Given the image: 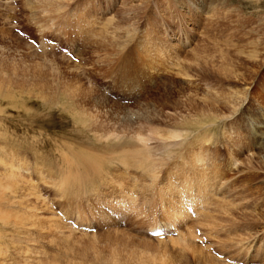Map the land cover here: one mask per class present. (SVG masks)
Wrapping results in <instances>:
<instances>
[{
    "label": "rangeland",
    "instance_id": "obj_1",
    "mask_svg": "<svg viewBox=\"0 0 264 264\" xmlns=\"http://www.w3.org/2000/svg\"><path fill=\"white\" fill-rule=\"evenodd\" d=\"M198 3L0 0V264H264V0Z\"/></svg>",
    "mask_w": 264,
    "mask_h": 264
},
{
    "label": "bare ground",
    "instance_id": "obj_2",
    "mask_svg": "<svg viewBox=\"0 0 264 264\" xmlns=\"http://www.w3.org/2000/svg\"><path fill=\"white\" fill-rule=\"evenodd\" d=\"M199 1V3L198 4H200V6H202L203 4H204V1L205 0H198ZM206 1H208V0H206ZM211 1V0H210ZM216 1V0H215ZM190 3V0H180V5L183 7V5H188ZM192 3V2H191ZM203 3V4H202ZM213 3V2H212ZM219 3V2H218ZM208 5V4H207ZM210 6H208V7H211L212 8V4L210 3L209 4ZM215 7V6H214ZM201 8V7H200ZM110 20V19H109ZM109 22V21H108ZM156 46V45H155ZM159 130V129H158ZM159 132H161V131H159ZM158 133V132H157ZM163 134V133H162ZM163 135H165V134H163ZM134 139H135V137H133ZM139 138V139H138ZM168 138H173V139H176L177 138V135H173V136H169V135H167V137L165 138V140L166 139H168ZM135 141L137 142L133 147H129L128 149H127V154L125 155V156H127V157H122L124 160H123V162H124V165L125 166H128L129 164H127L126 165V162H125V160L126 159H128L129 157H133V161H135L136 160V162H135V164L137 163V159L136 158H139V157H144V156H147V154L145 153L148 149H147V147L144 145L143 146V148H142V145L140 144V142H142V141H144V138H143V136L142 135H138V137L136 136V139H135ZM144 143V142H143ZM260 144H261V142H260ZM147 145H148V143H147ZM149 146V145H148ZM150 147V146H149ZM74 148V147H73ZM151 148V147H150ZM144 149V150H143ZM70 151V150H69ZM75 151V150H74ZM128 153H131V154H128ZM148 153V152H147ZM134 154H135V156H134ZM148 156H150V155H148ZM121 158V159H122ZM130 159V158H129ZM2 161V160H1ZM18 161V160H17ZM3 162H6V161H3ZM202 163H204V162H202ZM11 164H13V163H11ZM20 165V164H19ZM154 165H152V167H153ZM17 167V166H16ZM156 166H154V168H155ZM203 168V167H202ZM23 169V168H22ZM155 169H157V168H155ZM211 169V168H210ZM21 170V169H20ZM147 170V169H146ZM22 171V170H21ZM14 172V171H13ZM153 172V171H152ZM14 174V173H13ZM19 174H22V173H18V175ZM150 174H152V173H150ZM171 174V173H170ZM169 174V175H170ZM187 174V173H186ZM177 175V174H176ZM205 175V174H204ZM12 176V175H11ZM153 176H154V174H153ZM16 177V176H15ZM22 177V179H20V178H18V179H12L11 180V183H9V184H7V188L9 187L10 189L11 188H18L17 189V191L16 192H18V191H20V190H22V191H24L23 192V196L24 197H26V196H28V195H34V197H36V199H38L39 200V197L40 196H36L35 195V193L37 194L38 192L36 191V192H34V187L32 186L33 185V183H32V180L31 179H29V178H26V177H23V175L21 176ZM159 177V176H158ZM124 178V177H123ZM122 178V179H123ZM121 179V178H120ZM10 181V180H9ZM122 181L123 180H119V185H120V189H122L123 187V183H122ZM207 181V180H206ZM5 183V182H4ZM166 183V182H165ZM116 184H118V183H116ZM172 184V183H171ZM192 184V183H191ZM194 184V183H193ZM113 185V184H112ZM133 185V184H132ZM153 185V184H152ZM174 185V184H173ZM208 185V184H207ZM70 187V186H69ZM157 187V186H156ZM97 188V187H96ZM162 188V187H161ZM161 188H158L159 190H160V192H161ZM209 188V187H208ZM95 189V188H94ZM113 189V188H112ZM127 189H129L128 187H127ZM153 189V188H152ZM176 189V188H175ZM206 189V188H205ZM2 190V189H1ZM70 190V189H69ZM96 190V189H95ZM124 189H122V195L123 194H125V192L123 191ZM209 190V189H208ZM4 191V190H3ZM2 191V192H3ZM91 191V190H90ZM97 191V190H96ZM126 191V190H125ZM202 191V190H201ZM204 191V190H203ZM8 192V191H7ZM104 192V191H103ZM129 192H130V189H129ZM128 192V193H129ZM165 192H167V191H165ZM180 192V191H179ZM205 193H206V191H204ZM15 193V192H14ZM98 193V192H97ZM96 193V194H97ZM121 193V192H120ZM168 193H169V195H166V196H169L168 198H167V200L166 201H168V199L170 200V198H172V200L171 201H174V200H176V196H177V194L176 193H174V189H172V188H170V189H168ZM186 193V194H185ZM188 193V191H185V190H183V192H181V194H185V196L182 198V196H181V200L180 201H182V207L180 208V210L177 212V213H170V216H172V217H174V218H176V219H178L179 217H182V215H187V217H190L191 216V211L192 210H196L197 209V205H196V198H197V196H201V192H199L198 190H196V192H190L189 194H187ZM4 194H6V193H4ZM127 194V193H126ZM160 194H162V196L164 195V193H160ZM99 195H100V193H99ZM122 195H120L119 194V196H120V198H121V196ZM188 195H189V197L190 196H193L191 199L193 200V202H191V204L190 205H188V206H194V207H191V208H189V209H187V201H186V199L188 198ZM213 195V194H212ZM97 196H98V194H97ZM209 196V192H207L206 193V196L205 197H208ZM10 197V196H9ZM99 197V196H98ZM180 197V196H179ZM3 198V197H2ZM1 198V196H0V218L2 219V220H9L8 218H10L11 217V215H9V213L8 212H6L5 211V208H4V206H5V202H4V200ZM99 198H101V197H99ZM119 198V199H120ZM165 198V197H164ZM164 198H162V200H164L165 201V199ZM35 199V200H36ZM183 199V200H182ZM5 200H7V199H5ZM165 201V202H166ZM112 202V201H111ZM24 203V202H23ZM104 203V202H103ZM121 203V202H120ZM43 204V203H42ZM181 204V203H180ZM204 204H206V201H205V203ZM30 205V204H29ZM33 205V204H32ZM207 205V204H206ZM7 206H10V205H7ZM6 206V207H7ZM36 206V205H35ZM44 206V205H43ZM117 206V205H116ZM127 206V205H126ZM168 206V205H167ZM178 206V205H177ZM17 207V206H16ZM30 207V206H29ZM204 206H202V208H203ZM208 206H206L205 208H207ZM13 208V207H12ZM175 208V207H174ZM201 208V209H202ZM7 209H8V207H7ZM204 209V208H203ZM9 210H12L11 208L9 209ZM14 211V210H13ZM196 212H198L199 214H201L200 213V209L199 210H197ZM33 215H35L34 213H33ZM39 215V214H38ZM195 215H197L196 213H195ZM212 215V214H211ZM207 216V215H206ZM213 216V215H212ZM35 217V216H34ZM214 217V222H216V224H220L222 221H221V219L220 218H218L217 216H213ZM17 218H19L18 216H17ZM47 218V217H46ZM0 219V220H1ZM29 219V218H28ZM21 220V219H20ZM24 220H26V219H24ZM24 220H22V221H24ZM32 220V219H31ZM39 220V219H38ZM52 220L54 221L55 219L54 218H52ZM213 221V220H212ZM30 222V221H29ZM28 222V223H29ZM3 223V222H2ZM27 223V224H28ZM173 224L174 223H169V224H158V225H156L155 223L154 224H152V227H151V229H153L154 227H158V226H173ZM12 225V224H11ZM14 225V224H13ZM32 225V224H31ZM51 225H53V224H51ZM208 225V224H207ZM210 225V224H209ZM209 225L207 226V227H209ZM213 225V224H212ZM17 226V225H16ZM23 226V225H22ZM151 226V225H150ZM13 227V226H12ZM16 228V227H15ZM19 229V228H18ZM68 229V228H67ZM72 229V228H71ZM151 229H149V230H151ZM209 229V228H208ZM213 229V228H212ZM20 230V229H19ZM24 231V230H23ZM70 231V230H69ZM192 233V235H194V232L192 231L191 232ZM75 237V236H74ZM145 237H148L149 239H152L153 237H151V236H145ZM162 237H165V236H161V237H156L157 239H159V238H162ZM182 238L181 239H183V241H184V244H186L185 243V241H189V239L185 236V235H182L181 236ZM195 237V236H194ZM173 241H171V242H174V241H179L180 242V238H177V239H172ZM17 249V248H16ZM18 252V251H17ZM2 254L4 255V253L2 252ZM10 257V256H9ZM3 258V257H2ZM4 260H5V256H4V258H3Z\"/></svg>",
    "mask_w": 264,
    "mask_h": 264
},
{
    "label": "snow or ice",
    "instance_id": "obj_3",
    "mask_svg": "<svg viewBox=\"0 0 264 264\" xmlns=\"http://www.w3.org/2000/svg\"><path fill=\"white\" fill-rule=\"evenodd\" d=\"M18 34H19V35H24V33H18ZM31 42L33 43V45H35V44H36V39H32ZM64 51H65L66 54L71 55V53H69V51H68L67 48H65ZM73 58H74V57H73ZM155 234L159 235L160 233L157 232V233H155Z\"/></svg>",
    "mask_w": 264,
    "mask_h": 264
}]
</instances>
